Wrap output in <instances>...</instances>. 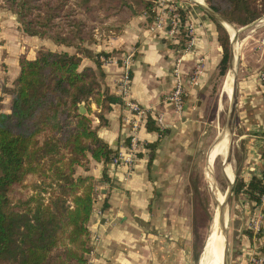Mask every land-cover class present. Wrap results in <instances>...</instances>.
I'll use <instances>...</instances> for the list:
<instances>
[{"label":"crops","instance_id":"crops-1","mask_svg":"<svg viewBox=\"0 0 264 264\" xmlns=\"http://www.w3.org/2000/svg\"><path fill=\"white\" fill-rule=\"evenodd\" d=\"M195 2L199 10L195 11L193 16L197 22L194 40L190 49L183 53L181 60L184 83L181 111H176L172 102L167 99L175 79L173 68L177 49L170 45L173 41L168 40L164 27L156 30L148 25V12L133 15L121 31L109 36V39L99 37L97 41L86 44L95 52L105 50L111 53L109 57L100 56L101 66L109 90L118 94L120 93L116 79L122 70L121 56L125 52L133 51L128 66L129 96L141 105L150 107L152 114L161 113L164 123L162 126L156 123L160 128H166L162 134L148 129L145 124L138 129V136L144 142V147L137 153L130 171H127L125 166L95 159L90 153L86 166L77 165V173L90 174L94 178L95 210H92L88 222L91 249L87 253L86 264L193 263V217L186 196L189 189L186 187L187 182L184 183L182 160L187 144L191 141L192 129L196 125L195 117L205 104L204 97L208 95V86L222 56L215 19L223 24L230 38L226 71L230 68L231 55L234 53L232 64L235 67L233 75L236 73V78H233L235 85L231 82L228 90L231 89L235 95L234 122L241 128L239 139L244 138L242 142L248 146L247 159L240 167L239 175L248 180L261 169L256 137L257 131L264 127V98L259 89L258 75L259 63L264 60V47L251 52L250 55L247 49L239 51V42L235 41L232 52L231 30L208 11L205 7L208 5L204 1ZM0 36L6 38L0 42V110L10 111L12 94L9 89L14 86L12 82L19 74L21 53H25L27 58H33L37 47L46 40L27 34L17 26L2 27ZM47 39L57 46L51 39ZM60 45L69 52L75 51L72 45ZM199 64L202 69L195 77V68ZM85 65L96 67L93 58L83 55L80 66ZM229 74L222 92L226 89ZM229 97L231 98V95ZM90 105L93 110L98 109L93 100ZM129 112L124 102H115L105 112L107 123L103 125H98L95 112H90L98 135L114 149H118L128 138L130 128L125 122V117ZM224 135L226 136L225 129L219 137L220 141ZM159 136L160 142L151 163L148 164L146 144ZM215 143L210 149L208 159L218 142ZM221 145L223 147L218 150L222 149L227 156L224 140ZM228 161L230 170L231 162ZM208 176L212 181L210 168ZM238 195L240 200L242 199L244 217L239 224L240 232L235 235V243L229 247L228 264H245L249 251L259 250L258 248L264 245V206H253L252 201L242 192ZM104 202L107 206L103 208ZM246 228L252 230L251 236L245 231ZM259 229L261 234L258 236L256 232ZM203 261L206 264L205 255Z\"/></svg>","mask_w":264,"mask_h":264},{"label":"trees","instance_id":"trees-1","mask_svg":"<svg viewBox=\"0 0 264 264\" xmlns=\"http://www.w3.org/2000/svg\"><path fill=\"white\" fill-rule=\"evenodd\" d=\"M27 34L47 37L54 43L72 45L74 52L41 46L33 58L19 57L17 88L12 91L10 111L0 110V264H86L91 249L88 222L94 205V178L76 172L86 166L88 153L105 162L116 153L97 133L107 123L105 112L113 103L124 102L105 83L100 56L109 51H92L85 42L96 41L95 28L104 24L118 33L130 18L148 12L151 0H6ZM210 8L238 25H245L264 13V0H205ZM185 18L184 10L177 8ZM222 56L217 69L226 72L230 55L227 30L215 19ZM187 30L181 27L173 47H184ZM93 58L96 67L80 66L82 56ZM93 100L98 109L93 110ZM83 102L85 112L79 111ZM145 125L160 134L155 119ZM160 136L146 144L151 163ZM43 177L50 180L40 183ZM41 180V181H40ZM196 199V221L210 216L201 203L202 189L190 174ZM36 181L38 183H36ZM32 186V187H31ZM33 188L35 193H30ZM46 191L47 195H43ZM231 191L242 192L260 204L264 192L262 177L244 180L236 174ZM30 193V194H29ZM45 196V197H44ZM45 198V199H44ZM107 206L104 202L102 207ZM264 217V208H262ZM245 231L252 235V230ZM261 231L256 232L260 235ZM202 245V243H201ZM199 250L201 249V246ZM259 252L264 253V245Z\"/></svg>","mask_w":264,"mask_h":264},{"label":"rangeland","instance_id":"rangeland-1","mask_svg":"<svg viewBox=\"0 0 264 264\" xmlns=\"http://www.w3.org/2000/svg\"><path fill=\"white\" fill-rule=\"evenodd\" d=\"M151 1L153 3L152 7L154 10V15L152 17L151 22L147 21L149 26L155 28L156 30H161L164 27L165 30L168 32V28L172 25L173 20L179 18V20L182 23L181 27H185V30H187L188 26L191 28V33L188 34V32H186L187 39L185 41V46L187 45L186 46L187 47L186 52H187L190 49L192 41L194 40L193 38L196 31L195 27L197 22L193 16L195 11L199 10L197 2H195L194 0H151ZM200 1L201 3L204 1L208 5V3L205 0H199V2ZM58 3H60L59 0H56L54 4H58ZM178 7H181L184 10L183 13L185 16L184 19H182V16L180 15V12L177 9ZM263 16L264 13L259 15L257 18H255L254 20H252L251 22L245 25H238L225 18L227 21H229L232 24L234 28L240 29L237 33L238 36L236 39V41L239 42V51L240 50L243 51L244 49H247L250 55H252L251 52L253 53V51L256 50L258 51V49H263L264 47V17ZM19 24L20 22L17 19V15L10 10L7 1L0 0V29L4 26L16 28V26L19 27ZM220 24L223 26L221 22ZM181 27L177 32V34L175 35V37L167 34L168 40L173 41L175 43L177 41L176 36L178 39V35L180 33ZM104 28H105L104 24H100L95 28L94 33L96 32L97 34L96 41L98 40L99 37L100 38L106 37L107 39H109V36L116 34V32L109 31L107 30V28L106 29ZM19 29L21 28L19 27ZM42 38H44L46 41H43L44 44L39 45L37 47L38 49L41 46H46L48 48H51L52 46V49L62 50L60 44L55 43L57 44V46H55L51 43V41L50 42L48 41L47 37H42ZM3 40H6V38L0 36V42ZM92 42L89 43L85 42V43L89 45ZM45 43H48L49 45ZM176 49H177V53H176V62H177V58L180 57V55L182 54V50L180 47H176ZM125 53H123L121 57H123ZM23 55L25 56V53L24 54L21 53V56ZM181 60L179 61L180 62L179 66L182 69ZM2 66L3 65H1V68ZM200 66L202 67V65L200 64L196 65L195 68L196 71L194 72L195 77L198 76L200 70L202 69L200 68ZM263 67H264V60L259 63V67H258L259 78H260V72L263 69ZM230 70L231 69L229 68V70L226 71L227 73L225 72L226 76L225 74L220 75L219 73H217L218 69H216L214 74L212 75L210 85L208 86V93H207L208 95L204 97L205 104L202 110H200V113H198L195 117L196 125L192 129L191 141L189 142V144H187L186 150L183 153L182 162H183V171L185 173L184 183L187 182L186 187L189 189L188 191H186V196L190 202L189 211L191 212V215L193 217V260H192L193 263L192 264H204L203 261L204 256H202L204 251V246L206 240H208L207 238L212 227V223L214 220V219L212 220V218L214 216V213L217 212L216 209L217 201L215 199L214 192L216 191L221 196L220 189L225 192L227 185L230 183L228 177L230 163L229 161L226 160V155L224 151H222V149L219 150L217 149L216 151H214L216 147L214 146L213 149L214 152H212L208 162V158H209L208 155L210 153V149L211 147H213L214 144H216L215 141L217 140V138L220 137L221 135L220 133L222 132L223 129H225L224 127L226 126V119L229 113V108L231 103V98L229 96L232 94V91L231 89L230 90L225 89V91L227 92L226 93L225 91L222 92L221 89L225 85V81ZM235 74L236 73L234 72V77L236 78ZM12 83L14 86L10 87L9 89L11 90V94H13L12 91L17 88L18 85L17 78H15V80ZM259 89L264 98V92L262 91L261 81H259ZM240 134H241V128H239V125L237 124L235 125L234 122L233 132L230 135L231 145H232L230 162L232 163L231 165L234 172L233 180L235 179L236 174L239 173L240 167L247 159L246 152L248 146L246 143L242 142L244 138H242V140L239 139ZM257 134L258 137L256 138L258 139V151L260 152V156H261V154L264 152V127L263 129L258 130ZM220 147L223 146L221 145ZM224 148L227 152V147ZM213 159H214V166H213L214 175L219 187L213 182H211L209 179L210 177L208 176V169L211 163L213 162ZM191 173L195 175V182L196 183L198 182L197 184H199L200 188L202 189L201 203H203L204 207L208 211V214L210 215L206 219L204 224H200V225L199 224L197 225L198 222L196 221V215H197L196 214L197 209L195 205L196 197L194 195V192L192 191V186L189 180ZM44 180L46 182L47 180L49 181L50 179L48 177L47 178L43 177V180L42 181L40 180L41 181L40 183H42V185H45V182H43ZM36 183L38 182L36 181ZM31 187L29 189V192L35 193L36 191H34L33 188ZM43 195H47L46 191L43 193ZM223 198H225V196ZM241 203H242V199L240 200V196L237 193H233L231 191L227 201V210H228L227 211L228 213L227 261L228 262L230 256L229 247H232L233 242L235 243L234 240L236 239L235 235H237L240 232L239 224L244 217V210L242 208ZM200 245L202 247L199 250ZM220 261L221 259L219 256L218 263ZM219 264H223V263H219Z\"/></svg>","mask_w":264,"mask_h":264},{"label":"built area","instance_id":"built-area-1","mask_svg":"<svg viewBox=\"0 0 264 264\" xmlns=\"http://www.w3.org/2000/svg\"><path fill=\"white\" fill-rule=\"evenodd\" d=\"M186 25V24H184ZM182 26L179 18L173 20L172 25L168 28V35L174 36L179 31ZM188 34L191 33V28L187 27ZM177 40V36H176ZM190 44V43H189ZM187 46V45H186ZM184 46L181 48L182 54L177 58V62H175V66L173 68L174 74V83L172 89L167 95V99L172 102L173 107L176 111H181L183 107V92H184V83L181 68L179 66V61L183 57V53L186 52L187 47ZM133 55V51L127 52L122 57V70L116 79L118 91L121 94L124 103L129 108V115L125 117V122L129 125V133L128 138L120 145L117 149L116 153L112 156L110 163L114 165H122L125 166L127 171H130L131 167L134 164V161L137 157V153L144 147V142L138 136V129L145 124L148 115H151L155 121L159 125H163V117L161 113L152 114L151 108L141 105L138 101L131 98L129 96V85H130V71L128 69L129 63L131 62V58ZM260 81L262 86V91L264 92V67L260 72ZM261 159V169L257 173L262 177V181L264 184V152L260 156ZM260 204L264 206V192L261 195ZM92 210H95L93 207ZM245 264H264V253L259 252V250L251 249L246 256Z\"/></svg>","mask_w":264,"mask_h":264},{"label":"bare ground","instance_id":"bare-ground-1","mask_svg":"<svg viewBox=\"0 0 264 264\" xmlns=\"http://www.w3.org/2000/svg\"><path fill=\"white\" fill-rule=\"evenodd\" d=\"M194 1H197V0H194ZM223 23H224V25L227 26V28L229 30H231L230 33L232 35H234V27L228 21H223ZM234 68L235 67L232 64L231 67H230V69H231L230 72L231 73L229 72L230 74H229L228 80L226 82V87H225L227 90L229 89V87L231 85V82H233V78H234L233 71H234ZM232 93H233V91H232ZM225 134H226V136L224 135L222 139L225 141V147H227V149H228V145H229V142H230V131H229L228 128H225ZM225 137H226V140H225ZM223 140L220 141L219 138H217L216 142H218V141L219 142L217 143V146L215 147L214 151H216L221 146ZM216 157H218V156H216ZM214 159H213V162L211 163L209 168H210V174L212 176V181L214 182V184H216L218 186V184L216 182V179H215V175H214V167L212 166L214 164ZM208 161H209V159H208ZM233 176H234V172H233V168H232V165H231V168H230L229 174H228L230 183L232 182ZM220 191H221V196L216 191L214 192L215 199L217 201V203H216L217 204V206H216L217 212H215L216 216H215V213H214L215 217L213 216V218H212V220L213 219L214 220H213L212 227H211V230H210L208 238H207L208 240H206V243H205V246H204L203 255H202V256L205 255L206 264H212V263L213 264H217L219 256H220V259H221V261L219 263H224V248L226 247V243H227L228 213L227 214L225 213V218H224L223 225L221 226V229L218 228V225H217L218 215L221 212V210L224 207H226L225 206L226 205V197L223 198L225 196V192L222 191L221 189H220ZM224 210H225V208H224Z\"/></svg>","mask_w":264,"mask_h":264},{"label":"water","instance_id":"water-1","mask_svg":"<svg viewBox=\"0 0 264 264\" xmlns=\"http://www.w3.org/2000/svg\"><path fill=\"white\" fill-rule=\"evenodd\" d=\"M205 7H207L208 11H210L212 14H214L216 17H218L221 21H227L220 13L216 12L215 10L210 8L209 6H205ZM239 30L240 29L234 28V35L231 36L232 52H234V42L237 39V36H238L237 33H238ZM232 55L234 56V53H232ZM232 55H231V59H230V65H229L230 67H231V64H232V58H233ZM233 82H234V85H235V81L234 80H233ZM79 111L80 112H85L86 111V107L84 106L83 102H81L79 104ZM234 116H235V95H234V93H232L229 113H228V116H227V119H226V126L224 127V128H228L229 129L230 135L233 132ZM231 148H232V145H231V138H230V142H229L228 149H227V156H226V160L227 161L230 160ZM233 181L234 180L232 179V182L230 184H228L226 189H225V197H226V205L225 206L226 207H224L225 210H224V208L221 210V212L218 215V219H217V225H218V228H220V229H221V226L223 225V222H224L225 213L227 214V211H228L227 210V201H228V197H229L230 192H231V187H232ZM227 250H228V237H227L226 247L224 248V263L223 264H228V261H227Z\"/></svg>","mask_w":264,"mask_h":264}]
</instances>
